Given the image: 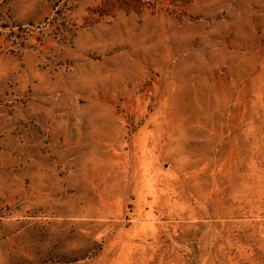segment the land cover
<instances>
[{"label":"rangeland","instance_id":"374dc122","mask_svg":"<svg viewBox=\"0 0 264 264\" xmlns=\"http://www.w3.org/2000/svg\"><path fill=\"white\" fill-rule=\"evenodd\" d=\"M0 264H264V0H0Z\"/></svg>","mask_w":264,"mask_h":264}]
</instances>
